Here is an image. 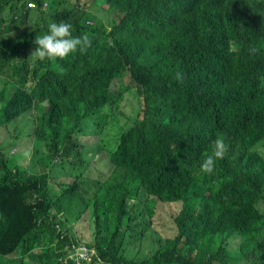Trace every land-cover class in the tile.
<instances>
[{"label":"trees","instance_id":"16d2710c","mask_svg":"<svg viewBox=\"0 0 264 264\" xmlns=\"http://www.w3.org/2000/svg\"><path fill=\"white\" fill-rule=\"evenodd\" d=\"M12 1L0 0V128L35 112L44 151L30 167L0 153V264L25 248L39 252L33 264H76L75 223L87 213L90 264H264V0H48L49 9L36 0L13 15ZM61 21L93 38L88 51L29 57L35 37ZM125 78L133 86L112 90ZM132 88L144 106L107 150L101 123ZM99 115L84 153L82 122ZM218 136L229 151L207 174L200 164ZM103 153L109 169L97 176L91 161ZM62 163L83 170L59 184L51 167ZM158 198L182 208L176 236L157 243ZM220 236L235 242L216 248Z\"/></svg>","mask_w":264,"mask_h":264},{"label":"rangeland","instance_id":"374dc122","mask_svg":"<svg viewBox=\"0 0 264 264\" xmlns=\"http://www.w3.org/2000/svg\"><path fill=\"white\" fill-rule=\"evenodd\" d=\"M85 1L88 0H82V2ZM11 5L12 7H8L7 11L12 15L26 10L25 7L17 6L14 1H12ZM49 6V3L47 5H43L44 9H49ZM38 7H40V5L37 3V6L32 9L36 10ZM99 14L107 21V8L105 5L101 6ZM128 85L133 86L130 79L125 78L124 80L115 82L114 85H112V90L126 88ZM1 87H3V84L0 82V88ZM142 106H144V101H142V98L139 96L136 89L132 88L125 93L124 97L118 104V109H115V111L112 112L110 125L107 126L104 123H101V125L105 126L101 131L103 145L109 144L106 146L107 150L117 149L119 134L121 133L119 130L129 124L130 120L139 113ZM98 121H100V115L91 119L86 118L82 122V132L77 135V142L84 153L90 152L93 148V134L96 132L94 123ZM37 125L36 113L29 112L17 118L7 126L0 128V153L5 156V163L10 166L17 164L19 166L30 167L33 165L37 152L39 150L44 151V148L39 145L36 137ZM90 155L92 156V154ZM106 155V153H103V155H96L91 161V167L98 168L97 176H101L103 174V170L100 168H104L106 170L109 169L106 161L102 162L103 157H106ZM43 169V167L37 165L38 171ZM51 169L52 176L56 178V181H58L59 184L66 183L71 180L68 178L70 174H73L75 177L83 170L82 167L74 166L69 163L53 164ZM54 187H57L56 183H54ZM58 190H60V186ZM257 205L258 207H264V199L260 200ZM181 208V201L171 203L164 202L158 198L155 228L164 238L176 236L177 224L175 218L179 214ZM100 218L103 223L109 222V218L105 214L104 209L100 211ZM75 226L81 228L82 247H80L76 253L73 254V256L80 257L81 250L84 248L87 249L84 246V243H91L94 239V235L92 234L94 223L91 219H89V215L87 213L75 223ZM262 239V237L256 235L253 241L256 243ZM223 240L235 242L233 237L220 236L215 240L213 246L218 248L222 244ZM15 241H17V238H14V242ZM38 253V251L29 252L28 249L25 248L22 256L7 257L6 264H33L32 261L36 259ZM88 256L89 260L83 264H90V254ZM240 264H249V261L244 260Z\"/></svg>","mask_w":264,"mask_h":264},{"label":"clouds","instance_id":"9594fccd","mask_svg":"<svg viewBox=\"0 0 264 264\" xmlns=\"http://www.w3.org/2000/svg\"><path fill=\"white\" fill-rule=\"evenodd\" d=\"M46 1V0H45ZM36 48L29 57L33 60H38L43 62L64 60L71 54L79 52L84 54L92 46L93 38L89 34L85 33L79 36H73L72 34V24L69 22L61 21L59 23H50L48 25V31L45 34L36 36L34 39ZM250 53L255 54L257 49L255 47L249 49ZM53 69L59 74L63 75L65 69L59 64L53 63ZM44 68L42 71H46ZM174 78L177 82H182L185 78V74L177 70L175 72ZM229 151V145L225 142L223 136H218L212 145L211 152L204 153V159L200 164V169L202 172L211 174L213 173L218 159H223L224 156ZM155 240L158 243V237L164 238L160 232L155 228V219L153 224ZM85 245V244H84Z\"/></svg>","mask_w":264,"mask_h":264},{"label":"built area","instance_id":"2783aa9c","mask_svg":"<svg viewBox=\"0 0 264 264\" xmlns=\"http://www.w3.org/2000/svg\"><path fill=\"white\" fill-rule=\"evenodd\" d=\"M16 2V4L19 6V7H27V8H34L37 6V1L36 0H14ZM49 1L46 0L44 1V4H48ZM39 4V3H38ZM85 246V245H84ZM82 247V245L80 246ZM76 248V250L74 252H70L69 256H68V259L75 262L76 264H83L84 262L88 261L89 260V254H90V261H91V253H90V250L89 248H86L87 249H82L81 252H80V257H74L73 254L76 253V251L80 248Z\"/></svg>","mask_w":264,"mask_h":264}]
</instances>
